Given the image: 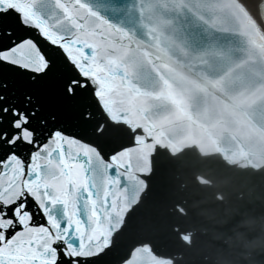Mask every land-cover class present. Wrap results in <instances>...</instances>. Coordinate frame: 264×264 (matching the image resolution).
<instances>
[{"label":"snow or ice","instance_id":"6c2138e0","mask_svg":"<svg viewBox=\"0 0 264 264\" xmlns=\"http://www.w3.org/2000/svg\"><path fill=\"white\" fill-rule=\"evenodd\" d=\"M131 14L128 0H0V264H153L151 242L122 233L192 101L154 80Z\"/></svg>","mask_w":264,"mask_h":264},{"label":"clouds","instance_id":"9594fccd","mask_svg":"<svg viewBox=\"0 0 264 264\" xmlns=\"http://www.w3.org/2000/svg\"><path fill=\"white\" fill-rule=\"evenodd\" d=\"M220 240L227 247L210 252V264H264V221H253L243 230L228 226Z\"/></svg>","mask_w":264,"mask_h":264},{"label":"water","instance_id":"95a60500","mask_svg":"<svg viewBox=\"0 0 264 264\" xmlns=\"http://www.w3.org/2000/svg\"><path fill=\"white\" fill-rule=\"evenodd\" d=\"M259 1L260 0H258V4H259ZM246 3L248 4V6H249V0H246ZM250 7V6H249ZM192 38V37H191ZM193 39V38H192ZM168 196H167V194L165 195V196H163L162 197V195L161 194H147V196H146V198L144 199V200H141V202H140V204L139 205H137V207L138 206H144V207H147L149 204H150V202L149 201H151V202H154V201H156V202H158V201H161V203L163 202H165V200H166V198H167ZM172 200H173V198H172ZM167 202H168V200H166ZM149 202V203H148ZM155 206V205H154ZM162 208H164V205H162V207H160V206H158L156 209H159V210H161ZM166 209H168V208H166ZM164 214H166V215H164ZM164 214H163V216H168L169 218H171L173 215L169 212V213H167V210H165V212H164ZM170 222V221H169ZM197 227H200V225L198 224L197 226H195L194 228H197ZM201 228V227H200ZM201 231H203L202 230V228L200 229ZM199 236L200 235H202V236H209L208 234H207V232H205L204 234H198ZM205 244H209V246H211L212 244L214 245V248H217L218 246L214 243V242H212V244H211V241H207V242H204V244L203 245H205Z\"/></svg>","mask_w":264,"mask_h":264},{"label":"bare ground","instance_id":"6f19581e","mask_svg":"<svg viewBox=\"0 0 264 264\" xmlns=\"http://www.w3.org/2000/svg\"><path fill=\"white\" fill-rule=\"evenodd\" d=\"M249 6H250L252 12L257 14L258 0H249ZM259 27H260V25H259ZM260 31L264 33V30L262 28L260 29Z\"/></svg>","mask_w":264,"mask_h":264}]
</instances>
